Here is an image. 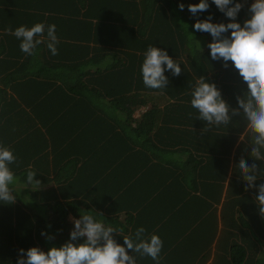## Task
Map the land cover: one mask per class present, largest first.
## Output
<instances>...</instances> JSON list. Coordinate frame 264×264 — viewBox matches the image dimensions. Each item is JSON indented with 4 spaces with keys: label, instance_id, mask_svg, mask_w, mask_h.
Returning <instances> with one entry per match:
<instances>
[{
    "label": "crops",
    "instance_id": "obj_1",
    "mask_svg": "<svg viewBox=\"0 0 264 264\" xmlns=\"http://www.w3.org/2000/svg\"><path fill=\"white\" fill-rule=\"evenodd\" d=\"M106 5L0 0V145L17 157L9 187L38 226L25 250L63 246L72 218L90 213L116 229L122 245L124 236L138 242L140 227L141 239L158 235L159 264H237V242L252 237L260 240L255 256L264 260V217L236 178L238 151L249 136L247 127L233 131L237 119L239 127L246 123L243 114L204 132L207 122L191 106L194 87L172 88L176 97L128 86L135 75L125 70L124 52L135 26L122 21H135L140 9L130 12L122 0L115 12ZM36 23L45 25L37 37L43 43L28 55L6 30ZM52 24L56 55L47 47ZM29 167L38 189L27 182ZM128 251L136 264H156Z\"/></svg>",
    "mask_w": 264,
    "mask_h": 264
},
{
    "label": "clouds",
    "instance_id": "obj_2",
    "mask_svg": "<svg viewBox=\"0 0 264 264\" xmlns=\"http://www.w3.org/2000/svg\"><path fill=\"white\" fill-rule=\"evenodd\" d=\"M217 8L231 18L230 23H213L211 16L205 20H197L194 27L196 31L210 33L214 38L208 45L213 60L222 59L227 66L231 61L239 71L240 76L247 83L248 91L243 98L238 97L239 107L231 109L222 98L220 90L214 83L206 82L201 77L192 92L191 106L199 111L198 118L207 122L204 132L209 131L211 125L228 124L233 116L243 114L247 122V130L251 134V156L256 160H264V0H255L249 11L251 18L247 19L243 26L236 22V16L242 8L237 2L234 6L232 0H213ZM180 10L184 4L179 5ZM209 8L208 0H200L198 4H191L188 10L193 15L206 11ZM231 30L230 36L222 34ZM21 40L20 48L28 55L34 54L37 45L43 43L42 37L45 33V25L36 23L29 27L20 26L13 30H6ZM47 47L53 55L58 54L56 45L59 43L56 36V25L47 28ZM142 64L143 83L152 89H161L167 86L168 77L165 75V65L173 75L179 76L181 66L176 60L169 56L168 52L155 46H149L145 52ZM242 110V111H241ZM17 162L13 151L0 145V201L14 203L10 185L14 184L15 176L10 164ZM243 179L247 182L245 190L256 188L258 168L256 163L251 166L241 158L237 165ZM36 172L27 171V182L34 189H38L41 181L37 180ZM259 214L264 217V183L258 186V194L254 197ZM74 229L71 231L70 239L61 247H52L43 251L39 247H31L26 252L20 250L18 264H136L134 256L128 250H133L140 255L150 256L156 264H159V254L163 241L158 235H151L149 239H141L145 229L140 227L135 236L138 242L124 236V244L116 241L113 233H119L113 227H105L98 222L90 213L81 214L79 219L72 218ZM41 235H46L42 232ZM81 237L86 239L77 244ZM52 237H48L51 239Z\"/></svg>",
    "mask_w": 264,
    "mask_h": 264
},
{
    "label": "trees",
    "instance_id": "obj_3",
    "mask_svg": "<svg viewBox=\"0 0 264 264\" xmlns=\"http://www.w3.org/2000/svg\"><path fill=\"white\" fill-rule=\"evenodd\" d=\"M107 2L106 10L115 12L116 4L120 0H104ZM125 1V9L132 10L134 6L135 11L140 9V16L135 21L131 17L126 18L124 25L134 27V41L133 44L125 46V70L126 72H134L135 80H129L128 86H134L142 90H148L143 83L142 64L145 59V52L149 46H155L168 52L176 62L181 66V73L179 76L172 74L165 65V75L168 77V84L166 87L159 90H166L173 96L172 88H191L196 87L197 81L203 77L206 82L214 83L220 90L222 98L231 109L239 107L238 97L243 98L248 91L247 83L240 76L239 71L235 68L231 61L225 62L222 59L213 60L211 57V50L208 45L213 41L210 33L200 32L195 30V23L197 20H205L211 16L213 23H230L231 18L227 17L224 12H221L213 3V0H208L209 8L206 11L198 12L193 15L189 12L188 6L191 4H198L200 0H122ZM241 3L242 8L236 16V22L241 26L244 25L247 19L251 18L252 13L249 11L251 4L255 0H232L229 7L235 3ZM183 3L184 9L180 10L179 5ZM127 15L126 10L123 12ZM114 21V19L112 18ZM231 30L222 34V36H230ZM132 36L126 38L131 40ZM242 111V110H241ZM241 116V114H240ZM238 118L237 115L233 116ZM234 132L239 135L240 132L246 128L247 122L239 127L240 119L234 122ZM248 141L243 142L238 151L237 165L241 158H243L249 166L256 163L258 168L257 180L255 181L257 187L250 188L249 194L245 196L248 199L250 206L253 209H258L254 197L258 194V186L264 183V160H256L251 156L252 144L251 134H248ZM264 151V150H262ZM238 182L247 184L243 179L238 167L236 172ZM242 179V181H240ZM237 187L235 192L237 195H242L241 190ZM16 198L14 203H5L0 201V264H18L20 259V250L24 251L28 238L30 241H35L33 234L36 232L38 226L28 219L25 209L18 204L19 194L17 191H12ZM259 212V210H258ZM37 226V227H36ZM24 227H28L24 229ZM29 229V231H28ZM29 236V237H28ZM32 238H31V237ZM260 240L255 237L246 239L245 244L241 241L237 242V264H264V260L257 259L255 253L259 251ZM27 252V251H26ZM26 252L25 258H26ZM249 252L254 253L248 255Z\"/></svg>",
    "mask_w": 264,
    "mask_h": 264
}]
</instances>
